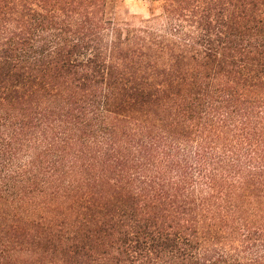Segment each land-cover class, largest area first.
Listing matches in <instances>:
<instances>
[{
	"label": "trees",
	"instance_id": "16d2710c",
	"mask_svg": "<svg viewBox=\"0 0 264 264\" xmlns=\"http://www.w3.org/2000/svg\"><path fill=\"white\" fill-rule=\"evenodd\" d=\"M0 0V264H264V0Z\"/></svg>",
	"mask_w": 264,
	"mask_h": 264
},
{
	"label": "rangeland",
	"instance_id": "374dc122",
	"mask_svg": "<svg viewBox=\"0 0 264 264\" xmlns=\"http://www.w3.org/2000/svg\"><path fill=\"white\" fill-rule=\"evenodd\" d=\"M163 9V0H124L122 12L137 20L161 15Z\"/></svg>",
	"mask_w": 264,
	"mask_h": 264
}]
</instances>
